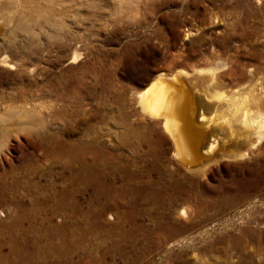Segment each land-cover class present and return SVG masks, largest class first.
Segmentation results:
<instances>
[{
  "label": "rangeland",
  "instance_id": "obj_1",
  "mask_svg": "<svg viewBox=\"0 0 264 264\" xmlns=\"http://www.w3.org/2000/svg\"><path fill=\"white\" fill-rule=\"evenodd\" d=\"M48 1L38 4L41 27L36 25L35 33L20 31L6 39L9 27L0 26V116L6 121L0 125V197L5 195L0 209L9 208L7 218H0L2 250H7L9 223L26 208L37 212L38 223L48 216L54 224L85 225L91 224V213L99 214L107 228L113 225L112 233H95L84 245L98 249L99 259L108 251L100 264H132V259L134 264H236L238 254L228 245L246 228L256 236L244 237L241 247L252 252L256 264H263L257 255L264 253V81L250 84L247 68L264 67V0H78L73 5L59 0V6ZM31 7L19 8L26 12ZM204 68L215 70L227 97L243 99L241 108L259 122L254 129L261 140L254 147L228 144L248 152L235 159L201 161L193 166L207 165L193 171L178 165L170 139L159 143V152H150L147 142L134 134H143L144 124L152 123L141 111L138 94L158 76L168 80L179 71L189 75ZM184 77L194 118L203 111L213 118L203 129L207 140L218 131L220 108L211 107L209 113L197 104L198 92L190 77ZM25 112L33 118H25ZM70 130L75 139L100 136L119 154L118 162L102 169L111 193L95 199L92 187L76 190L70 201L80 210L39 201L34 211L33 198L51 183L60 190L66 176L43 157L42 139ZM119 169H127L135 179L128 182ZM34 183L39 186L35 191L29 188ZM140 184L151 187L143 198L163 204L141 201L147 211L139 223L146 230L122 241L123 231L133 228L127 215L137 198L127 188ZM182 208L188 217L178 215ZM167 221L181 225V230H153ZM165 234L173 237L162 242ZM116 245L119 253L110 251ZM226 250L230 263L224 262Z\"/></svg>",
  "mask_w": 264,
  "mask_h": 264
},
{
  "label": "bare ground",
  "instance_id": "obj_2",
  "mask_svg": "<svg viewBox=\"0 0 264 264\" xmlns=\"http://www.w3.org/2000/svg\"><path fill=\"white\" fill-rule=\"evenodd\" d=\"M49 1L56 3V5L58 3L59 6V0H57L58 2L54 0ZM67 1L64 0L63 2ZM77 1L78 0H69L68 2L70 5H73L75 2L77 3ZM40 2L41 0H13V2L0 0V26H4L5 28L9 27V30L3 34V37L6 39L13 38L17 36L20 31L32 33L36 25L41 27V11H39L41 7H38L39 5L41 6V4H39ZM45 2H47V0H45ZM69 4L67 5L70 6ZM79 5H81V3ZM79 5L78 8L80 7ZM26 6H32V9L25 12L23 10L21 11L19 8ZM73 8L75 10L74 6ZM47 12H51V8H49ZM76 12L78 11H75V13ZM77 54L78 53L74 52L73 60L77 58ZM248 73L251 76V79L248 81L250 84L254 85L258 83L261 85V82L264 81V67H262V65L248 66L247 74ZM241 74L243 75V73H240V75ZM182 76L190 77V80L187 79L190 81L191 87H193V89L195 88L198 92L199 100L197 104L206 107V111L209 113V108L211 107L217 106L215 108H220L221 113L217 114L218 118L216 116L218 121L221 120V122L219 121L220 125L218 131L212 134L207 140H205L203 129L213 122V118L206 113L203 114V109V112L198 114L197 119L194 118V102L190 98L191 96L188 88L183 85ZM223 85L224 83L215 76V70L211 68L195 70L189 75L184 71H179L171 75L168 80L164 79L162 76L154 78L149 86L138 94V103L141 107V111L147 115L152 123L150 125L149 123L144 124V126L142 125V128H144L143 134L140 132L141 130L134 134L147 142L150 152L158 151L160 146L159 143H164L170 139L173 143V156L178 160V165L185 168H193V171L196 168V170L203 169L205 165H207L206 163L212 161L218 162L224 159L228 160L245 156L248 149L237 151L230 147L238 145L240 142L254 147L255 142H258L259 139L261 140V134L255 132L256 128L254 129V122L256 123V120L254 121L248 116L250 112L243 109L245 108L243 106V108H241V105H244L241 104L243 103V99L239 101V99L227 97L222 91ZM245 102H247V100ZM259 105L260 103H258V106ZM263 107L264 104L262 105V108ZM30 114L25 112L23 116L25 118H31L32 116ZM255 114H257V112ZM4 117L3 115L0 116V125L5 124L6 121ZM62 118L65 119L63 116ZM218 121L216 122L217 124H219ZM260 123L262 124L264 122ZM31 124L36 125L37 121L32 120ZM258 124H255L256 127H258ZM158 127L161 131L157 129ZM142 128L140 127V129ZM221 133L224 134V136ZM254 135L256 140L252 141ZM73 136V132L70 130L66 131L65 134L60 132L48 134V136L42 139L43 142L41 143V147L44 153L43 157H46L53 164L59 165L60 169L66 173V176H63L64 179L60 182L62 185L60 190L55 189L54 183H51L48 185L50 189H45L44 193H40V195L34 198L32 197L33 204H35L34 211L37 209L39 201H51L54 203L55 208H61L63 210H80L79 205L73 204L70 201L71 198L75 196L76 190L83 191L86 188L92 187L95 189V199L108 196V194L111 193V187H108L109 184L106 182L102 169L107 165L118 162L119 154L107 148L108 146L106 147L100 136L87 140L83 138L75 139ZM228 144H230V147ZM201 161L206 163L203 165L201 163V167L193 166ZM119 170L123 172V176L128 182H132L135 179V174L127 169ZM205 170L206 169H204V171ZM37 186V183L29 184V188H33L32 190L37 188ZM32 190L30 189L28 191L32 194ZM150 190L151 187L149 184H140L127 188V192L137 195V198L131 201L130 204L133 211L127 215V219L132 223L133 228L123 231L122 241L127 238L133 239L134 236L139 234H144L146 230L145 226L139 223V217L147 211V209H142L140 206L141 201L147 205L157 203L158 206H161L163 204L160 200L155 202L152 197L143 198V193ZM139 195L142 196L138 197ZM4 196L3 194L0 197V201L4 200ZM8 209L9 208L6 209L3 207L0 209L1 219L5 220L7 218L9 214ZM91 214L93 215L91 224H54L48 216L38 223L37 212L31 213L26 208H20L19 215L13 218L9 223L11 234L9 232L10 238L7 239V250L3 251L2 248L4 246L2 248L0 247V264L104 263L108 251H104L100 257L101 259H99L96 256L99 252L98 249H87L88 247L85 248L84 243L95 233L101 231L112 233L113 225L107 228L99 214ZM178 215L180 217H188L187 209H180ZM180 227L181 225L179 224H170V222L167 221V223L162 222L157 224L153 230L162 232L167 231L168 233L175 234L181 230ZM254 236H256L255 231L246 228L243 230L242 235L232 238L231 243L228 245V249L234 250L238 254V256H236V264H256L252 252H246L241 247L243 246L244 237L253 238ZM172 237L173 236L170 237L167 234L162 235V242L168 241ZM216 250H218V247L211 250L210 253ZM110 251L119 253V245L112 246ZM225 254L227 255L225 256L226 259L224 262L230 263V261H228L230 255H228L227 250ZM212 258H214V256ZM257 258L264 264V253L258 254ZM135 261V259H132L131 263L134 264Z\"/></svg>",
  "mask_w": 264,
  "mask_h": 264
}]
</instances>
